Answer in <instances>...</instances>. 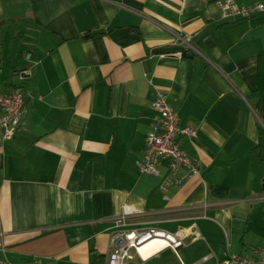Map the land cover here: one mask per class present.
Returning a JSON list of instances; mask_svg holds the SVG:
<instances>
[{
  "label": "crops",
  "instance_id": "crops-1",
  "mask_svg": "<svg viewBox=\"0 0 264 264\" xmlns=\"http://www.w3.org/2000/svg\"><path fill=\"white\" fill-rule=\"evenodd\" d=\"M218 1L0 0V91L22 88L28 109L0 139V259L103 263L124 206L127 228L184 242L128 264L258 255L264 14L229 20ZM157 92L197 129L178 138L199 164L181 187L137 165Z\"/></svg>",
  "mask_w": 264,
  "mask_h": 264
},
{
  "label": "built area",
  "instance_id": "built-area-1",
  "mask_svg": "<svg viewBox=\"0 0 264 264\" xmlns=\"http://www.w3.org/2000/svg\"><path fill=\"white\" fill-rule=\"evenodd\" d=\"M217 5L221 8L223 16L229 20L250 18L254 14H264V0L252 5H240L234 0H219ZM177 41L185 44L188 49L196 50L191 44L189 36H182ZM181 55L180 53H178ZM154 112L153 122L146 138L144 154L137 162L138 168L143 173L161 175L162 167L166 166L167 174L162 186L170 184L181 187L194 175L199 174V164L192 159L181 146L179 136L195 137L197 129L179 123L176 110L170 106L164 93L157 92L152 101ZM28 112L26 96L22 88H16L9 93L0 91V139L14 138L23 118ZM123 214L115 219V230L110 237V253L103 263L97 264H128L135 254L142 259L141 247L154 241H159L160 247L148 257L159 251L171 248L176 253L184 244L178 236L158 228H127V217L133 211L130 207H123ZM0 264L14 263L7 259H0ZM25 264H38L27 262ZM221 264H264V244L258 248L256 257L241 254H228Z\"/></svg>",
  "mask_w": 264,
  "mask_h": 264
},
{
  "label": "bare ground",
  "instance_id": "bare-ground-1",
  "mask_svg": "<svg viewBox=\"0 0 264 264\" xmlns=\"http://www.w3.org/2000/svg\"><path fill=\"white\" fill-rule=\"evenodd\" d=\"M160 242L159 241H154L148 245H145L141 247L140 252L143 257L148 258V256L156 249L160 247Z\"/></svg>",
  "mask_w": 264,
  "mask_h": 264
},
{
  "label": "rangeland",
  "instance_id": "rangeland-1",
  "mask_svg": "<svg viewBox=\"0 0 264 264\" xmlns=\"http://www.w3.org/2000/svg\"><path fill=\"white\" fill-rule=\"evenodd\" d=\"M17 84H18V82H17ZM18 85H20V84H18ZM3 87H4V86H2V85H1V88H0V89H2V90H3ZM147 135H148V134H147ZM146 138H147V137H146Z\"/></svg>",
  "mask_w": 264,
  "mask_h": 264
}]
</instances>
